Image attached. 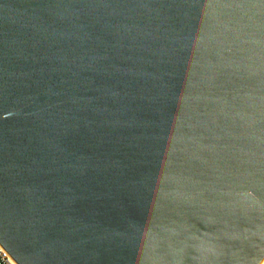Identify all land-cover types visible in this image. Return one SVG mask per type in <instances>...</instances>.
<instances>
[{
	"label": "water",
	"instance_id": "95a60500",
	"mask_svg": "<svg viewBox=\"0 0 264 264\" xmlns=\"http://www.w3.org/2000/svg\"><path fill=\"white\" fill-rule=\"evenodd\" d=\"M0 246L261 264L264 0H0Z\"/></svg>",
	"mask_w": 264,
	"mask_h": 264
},
{
	"label": "built area",
	"instance_id": "2783aa9c",
	"mask_svg": "<svg viewBox=\"0 0 264 264\" xmlns=\"http://www.w3.org/2000/svg\"><path fill=\"white\" fill-rule=\"evenodd\" d=\"M0 264H16L1 246H0Z\"/></svg>",
	"mask_w": 264,
	"mask_h": 264
},
{
	"label": "bare ground",
	"instance_id": "6f19581e",
	"mask_svg": "<svg viewBox=\"0 0 264 264\" xmlns=\"http://www.w3.org/2000/svg\"><path fill=\"white\" fill-rule=\"evenodd\" d=\"M261 264H264V260L262 261V263Z\"/></svg>",
	"mask_w": 264,
	"mask_h": 264
}]
</instances>
